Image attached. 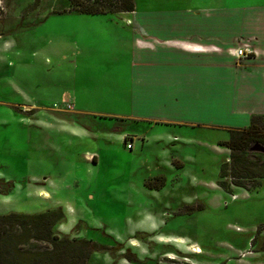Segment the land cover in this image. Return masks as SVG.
Here are the masks:
<instances>
[{
    "label": "rangeland",
    "instance_id": "rangeland-1",
    "mask_svg": "<svg viewBox=\"0 0 264 264\" xmlns=\"http://www.w3.org/2000/svg\"><path fill=\"white\" fill-rule=\"evenodd\" d=\"M126 1L105 0L113 12L88 14L67 11L69 0H0V215L59 207L64 217L54 235L103 245H85L91 264H264V178L251 189L224 190L218 180L226 150L166 147L135 134L128 149L117 138L120 127L88 137L64 130L71 111L60 103L65 94L91 114L117 116L128 107L134 24L126 18L134 14L121 10ZM129 1L145 13L169 3ZM127 123L120 126L131 134ZM135 127L149 130L146 122ZM83 150H97V162ZM250 150L264 153L256 144ZM3 221L0 233L19 232ZM47 246L29 239L20 248Z\"/></svg>",
    "mask_w": 264,
    "mask_h": 264
},
{
    "label": "crops",
    "instance_id": "crops-1",
    "mask_svg": "<svg viewBox=\"0 0 264 264\" xmlns=\"http://www.w3.org/2000/svg\"><path fill=\"white\" fill-rule=\"evenodd\" d=\"M135 3L130 11L134 17L126 18L134 24L127 51L132 57L128 107L117 116L91 114L76 109V100L65 94L60 103L71 111L64 130L88 137L120 127L117 138L123 142L133 140L135 134L146 143L166 147L190 143L229 153L226 146L217 145L228 138L218 140L216 134H229L230 127H248L255 115L264 117V0H244L239 5L169 0L151 13L138 10ZM241 47L248 52L239 56L236 51ZM75 117L92 123L76 122ZM100 118L114 123L106 127L97 122ZM124 121L133 123L131 134L120 126ZM138 122H146L148 132L139 133ZM185 128L190 130L188 135ZM85 154L94 163L99 158L97 150H83L82 157ZM181 160L174 156L172 163L182 165Z\"/></svg>",
    "mask_w": 264,
    "mask_h": 264
},
{
    "label": "trees",
    "instance_id": "trees-1",
    "mask_svg": "<svg viewBox=\"0 0 264 264\" xmlns=\"http://www.w3.org/2000/svg\"><path fill=\"white\" fill-rule=\"evenodd\" d=\"M69 1V9L65 8L67 11L73 10L88 14L114 11L102 3L105 0ZM133 5V2L131 4L127 0L121 10L132 11L134 10ZM228 133L227 140L219 141L220 145L229 149V156L220 167L218 183L228 191L231 186L251 189L264 178V153L250 150L255 144L264 147V117L255 115L248 127H230ZM63 217L59 207L35 214L12 212L0 215V220H5L3 221L4 228L7 226L8 219V227L15 224L19 229L17 234H13L10 228L6 230V234L1 231L0 264H91L87 261L91 252L97 250L94 249L95 247L103 245L84 238L73 241L54 235L52 227ZM29 239L46 242L48 246L37 252L21 250L20 246H24ZM85 245L93 246V251H88Z\"/></svg>",
    "mask_w": 264,
    "mask_h": 264
},
{
    "label": "built area",
    "instance_id": "built-area-1",
    "mask_svg": "<svg viewBox=\"0 0 264 264\" xmlns=\"http://www.w3.org/2000/svg\"><path fill=\"white\" fill-rule=\"evenodd\" d=\"M237 55L242 56L245 55L248 51H246L243 47L237 49ZM124 144L126 148L132 149L133 148V140L132 139H125Z\"/></svg>",
    "mask_w": 264,
    "mask_h": 264
},
{
    "label": "bare ground",
    "instance_id": "bare-ground-1",
    "mask_svg": "<svg viewBox=\"0 0 264 264\" xmlns=\"http://www.w3.org/2000/svg\"><path fill=\"white\" fill-rule=\"evenodd\" d=\"M198 252H199V248L194 246V247L192 248V253L195 254V253H198Z\"/></svg>",
    "mask_w": 264,
    "mask_h": 264
},
{
    "label": "water",
    "instance_id": "water-1",
    "mask_svg": "<svg viewBox=\"0 0 264 264\" xmlns=\"http://www.w3.org/2000/svg\"><path fill=\"white\" fill-rule=\"evenodd\" d=\"M258 146L260 147V149L264 150V147L263 146H260V145H258Z\"/></svg>",
    "mask_w": 264,
    "mask_h": 264
}]
</instances>
